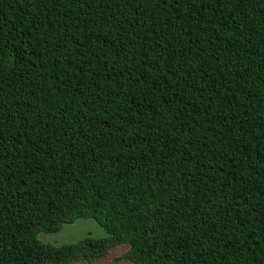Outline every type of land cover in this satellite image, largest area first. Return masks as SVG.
<instances>
[{
	"label": "trees",
	"instance_id": "1",
	"mask_svg": "<svg viewBox=\"0 0 264 264\" xmlns=\"http://www.w3.org/2000/svg\"><path fill=\"white\" fill-rule=\"evenodd\" d=\"M121 244L264 264V0H0V264Z\"/></svg>",
	"mask_w": 264,
	"mask_h": 264
},
{
	"label": "rangeland",
	"instance_id": "2",
	"mask_svg": "<svg viewBox=\"0 0 264 264\" xmlns=\"http://www.w3.org/2000/svg\"><path fill=\"white\" fill-rule=\"evenodd\" d=\"M89 235L92 237H104L105 231L92 219L78 218L72 223H64L60 229L52 233L38 232L36 237L38 240L54 245L71 243L80 238ZM126 245H116L109 249L108 254L102 259L91 263L73 262L71 264H132L128 260H117L113 258L120 255L126 250Z\"/></svg>",
	"mask_w": 264,
	"mask_h": 264
}]
</instances>
